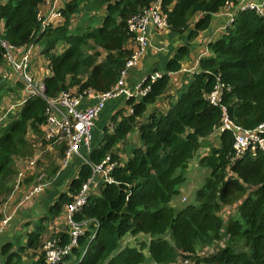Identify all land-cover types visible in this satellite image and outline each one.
<instances>
[{
	"label": "trees",
	"instance_id": "16d2710c",
	"mask_svg": "<svg viewBox=\"0 0 264 264\" xmlns=\"http://www.w3.org/2000/svg\"><path fill=\"white\" fill-rule=\"evenodd\" d=\"M155 1L65 0L60 23L43 29L38 15L47 0H0V20L5 25L0 38L19 48L42 47L51 71L44 79L46 97L71 88L78 93L86 89L104 92L118 83L131 55L129 20ZM228 1L237 3L162 0V6L169 30L179 34L189 31L193 40L209 28L213 14ZM197 14L202 16L194 21ZM208 46L212 55L201 60L200 72L176 97L167 95L166 111L148 108L169 91V73L180 70L181 61L190 53L188 44L165 61L161 77L150 83L144 97L128 99V108L112 115V131L104 125L105 119L97 121L89 157L99 163L111 154L119 162L112 173L115 182L102 184L100 194L92 193L76 213L77 221L88 223L75 245H71L68 227L52 234L49 240L56 241L55 247L68 250L56 264H181L186 259L192 264H264L261 149L233 159L234 134L221 132L219 147H212L199 159L201 170L208 174L195 190L194 202L171 205L190 179L186 172L190 161L221 124L222 107L207 100L219 81L225 84L222 105L230 119L247 130L264 123V16L254 10L236 12L227 34ZM3 65L0 42V67ZM2 91L0 75V96ZM46 107V98L34 95L0 122V200H6L18 181L16 159L32 158L38 144L44 149ZM136 132L141 144L122 163L114 150ZM54 152L58 164L65 147L56 146ZM57 164L51 163L48 176L59 171ZM91 172L88 165L81 166L68 192L61 193L48 207V214L26 233L25 245L18 244L14 252L12 243L5 246L6 264H23L24 254L29 264H47L42 247L49 219L62 214ZM68 174L69 170L63 171L59 177ZM226 205L235 211L225 220L221 212ZM127 233L147 235L148 240L139 241L137 247L124 246Z\"/></svg>",
	"mask_w": 264,
	"mask_h": 264
},
{
	"label": "built area",
	"instance_id": "2783aa9c",
	"mask_svg": "<svg viewBox=\"0 0 264 264\" xmlns=\"http://www.w3.org/2000/svg\"><path fill=\"white\" fill-rule=\"evenodd\" d=\"M224 7H236L238 11L254 10L257 14L264 16V1L262 3L255 0H244L236 4L233 1H228ZM60 10L61 8L53 7L49 14L39 12L38 17L43 29L49 25H58L60 23L62 20ZM168 28L169 23L167 15L163 10L162 0H157L129 20V30L133 33L132 46L130 48L131 55L118 83L112 89L104 92L86 89L83 93H78L76 88H71L61 91L55 97L45 96L44 80H37L31 70V60L34 55L33 47L19 48L9 41L0 38L4 63L12 69L23 84L26 98L22 103L28 97L34 95H40L47 100L46 121L42 126L46 148L55 149L56 146L60 145L66 147L65 158L62 161L63 168L68 165L70 159L73 157H81L83 164L88 165L92 170L89 179L83 183L79 192L74 195L72 202L67 205L64 211V221L71 234L72 246L77 243L78 237L85 232L87 227L88 222L86 220L77 221L75 215L82 210L92 194L91 185L96 181H100L102 184L115 182L112 173L119 165V162L112 158L111 154H107L99 163L90 160L89 154L93 148V130L96 121L110 100L121 97L126 100L130 98L140 99L150 91V83L161 77L162 73L153 72L143 80L137 82L133 87H128L124 82L131 74V71L139 66L141 60L146 55L149 49V32L153 29L163 31ZM147 81L148 83H146ZM224 89L225 84L219 81L215 88L207 95V100L213 105L221 106L223 110L221 124L216 131L220 134L228 130L234 134L235 155L233 159L241 157L248 150L259 148L264 151V123L255 129L248 130L237 125L229 118L226 107L222 105ZM87 98L94 99V102L88 105L85 104L84 100ZM41 146L42 143L39 147ZM38 157L39 154L28 160L22 159V162H25L26 168H34ZM24 174L25 170H21L19 177H24ZM39 186L41 187L35 188L33 196H36L43 190L42 185ZM24 201L28 200L24 199ZM186 201L187 198L184 197L182 203ZM9 220L10 217H7L2 221L0 232L3 227L8 225ZM55 242L54 240H46L42 247L46 252L47 264H56L60 257L68 251L55 247ZM181 264L192 263L186 259Z\"/></svg>",
	"mask_w": 264,
	"mask_h": 264
},
{
	"label": "crops",
	"instance_id": "0c3cea01",
	"mask_svg": "<svg viewBox=\"0 0 264 264\" xmlns=\"http://www.w3.org/2000/svg\"><path fill=\"white\" fill-rule=\"evenodd\" d=\"M236 1L239 2L244 0H236ZM255 1L263 3L264 0H255ZM64 2L65 0H47V2H45V4L42 5L41 12L43 14H49L53 7L61 8L64 5ZM237 11L238 10L236 9V7L227 8L223 6V8L219 12L213 14L212 22L209 28L200 32L199 35L193 40H190L189 36L187 35L189 31L187 33L184 32L179 34V33L171 32L169 28L163 31H156L155 29L151 30L149 32V49L146 55L141 60L139 66L131 71V74L126 78L124 82L128 87H133L137 82L143 80L145 77H147L153 72L163 73L165 61L174 57L178 48H180L185 44H188L190 46V53L185 59L181 61L182 66L180 70L177 72L169 73V75L171 76L169 91L167 92L166 95H162L159 99H157L148 108L150 109V111L154 109H160L162 111H166L169 107L168 105L169 97H167V95L172 94L173 96L175 95L176 97L177 91H180V89L184 85H187L193 79L196 73L200 72L201 60L207 56L212 55L208 45L211 42H214L227 34L228 28L232 26V22L234 20L233 15ZM101 14H105V10H102ZM201 16L202 14H197V16H195L194 18V21L198 20V18H200ZM4 26H5L4 21L0 20V35H2L4 32ZM190 27H191L190 29H193L192 24ZM31 46L33 47V52H34V55L31 60V70L37 80L43 81L45 77H47L51 73L49 69V61L42 53V47L40 45L33 44ZM131 46H132V42L128 44V48H131ZM0 75L3 77V91L0 97L1 98L5 96H12L13 98L17 97L16 99L18 101L14 106V112H15L23 105L22 101L26 98L23 90L24 88L23 84L19 81L18 77L14 74L12 69L6 66L5 63L3 66L0 67ZM126 101L127 100L122 97L117 99H112L108 102L105 109L100 114L98 120L105 119L104 125L108 126L110 131L113 130V126H114L112 123L113 120L111 118L112 115L117 113L119 110H122L123 108L127 109L128 106H126ZM93 102L94 99L91 98H87L84 100V103L87 105L92 104ZM2 103L3 100H0V113H4L3 111H5L2 108ZM1 108L3 109V111L1 110ZM107 110L108 113L106 112ZM11 112H13V110ZM105 113H107V115H105ZM219 137L220 134L217 131H215L210 137L204 139L203 147L198 153L200 154V157L206 155L212 147H219L220 145ZM128 142L132 145H136V147L140 146L141 140L138 132L130 134L128 136L127 141L119 143L116 149L114 150V153L118 154V157L122 163H125L131 155V154L129 155V151H130L128 150L129 146H126ZM39 145L40 144L36 146V150L34 151V155H33V157H35L36 155L39 154L36 164L37 167L40 165V163L42 164V166L46 165L45 163L46 156L48 155L56 156L54 149H47L46 145L44 146V149H42L43 145L41 147H39ZM40 148L41 151L39 152ZM64 158L58 160V164L57 161L53 162L60 166L59 171H57L54 174V176H48L50 183L47 184V187L42 190V194L35 196V198L37 199L36 204L31 201L28 207L26 205L25 207L22 204H20L22 203V199H23L20 198V194H21L23 182L28 183L30 179H34L32 178V175L34 173L36 174V166L34 168H26L22 162V159L20 158L16 159L17 161L16 164L19 172L24 169L25 176L21 180L22 182L19 185L16 184L17 186L16 189H14L15 191H13L6 200L4 201L0 200V225L2 224V221L4 219L10 217L8 225L3 227L2 231L0 232V264H6L7 257H5L4 256L5 254L3 253L5 246L8 243H12L13 248L11 252H14L16 251V249H18V244L25 245L26 233L34 229L37 221L48 214V207L58 199L61 193L68 192L71 181L74 178H78V175L81 170V166L84 165L83 159L81 157H73L72 159H70L68 165L63 168L62 161L64 160ZM197 163L199 165V162ZM50 165L43 169L50 170L51 168ZM68 170H69V174L66 175L65 178L61 179L63 175L61 177L59 176L63 173V171L65 173ZM191 171L194 172V169ZM101 186L102 183L100 181H96L95 183H93L91 185L92 193L100 194ZM188 187L189 185H186V187L184 185L183 186L184 191H188L187 190ZM194 192L190 196L191 197L190 199L192 200H194L195 197ZM11 196L14 199L10 200ZM66 207L67 205H65V209ZM64 211L58 217L53 218L52 221L51 219H49V223L47 224V231L50 229L49 235L53 233H59L63 228L67 227L64 221ZM233 211H235L234 207L226 205L221 212V216L222 213H227L228 216L225 215L222 216L226 220L233 213ZM47 231L46 234L44 235V239H45L44 241L52 239V235L48 236ZM127 235L128 233L125 235L122 241V245L124 246L130 244L129 246L134 245L137 247L140 245L139 241L142 242L143 240L144 242H146V240H148V236L143 234L137 237H134L131 234L130 237H127ZM25 255L28 256L27 254H24V259H26V261H24L23 264H29L30 260Z\"/></svg>",
	"mask_w": 264,
	"mask_h": 264
},
{
	"label": "rangeland",
	"instance_id": "374dc122",
	"mask_svg": "<svg viewBox=\"0 0 264 264\" xmlns=\"http://www.w3.org/2000/svg\"><path fill=\"white\" fill-rule=\"evenodd\" d=\"M17 97H15V98H13L12 96H5V97H2L0 100H3V103H2V108L5 110V111H3V109L1 108V110L4 112L3 114L1 113L0 114V122H2L3 120H4V118H6V116H7V114H8V111H12L13 110V112H14V106H15V104L17 103V99H16ZM12 109V110H11ZM4 115H6V116H4ZM4 116V117H3ZM127 141V140H126ZM38 146V145H37ZM126 146H129L128 148V150H130L129 151V155L131 154V152H132V149L134 148V147H136V145H132V144H130L129 142L126 144ZM41 151V148L39 149V152ZM48 155V154H47ZM26 159L28 160L29 159V157H26ZM199 159H200V154H195V156L193 157V159L190 161V163H189V166H188V169H187V174H189L190 175V179L188 180V182L185 184V187H186V185H189V187H188V191H184V189H183V186H182V188H181V193L177 196V197H175L173 200H172V202H171V204L173 205V206H176L178 203H180V202H182L183 201V198L184 197H186L187 198V200L189 201V202H192V201H194V200H192V199H190L191 197V194L194 192V190H196V188H199L198 187V185H199V183L200 182H203L202 180H203V178L208 174V171L206 170V169H202V170H200L201 168H200V166L198 165V163L197 162H199ZM54 161H56V156L55 155H48V156H46V159H45V163H46V165H43L42 166V164L40 163V165L37 167L36 166V174L34 173L33 175H32V178H34V179H30L29 180V182L28 183H25V182H23V186H22V189H21V194H20V198H23L22 199V202H23V200L24 199H26V200H28V201H24L23 203H20V204H22L23 206H27L28 207V205H30L29 203L32 201L33 203H35L36 204V202H37V199L35 198V196H33V192H34V190H35V188H39V187H41V186H39V185H42V187H43V189H45L46 187H47V185L46 184H49L50 183V181H49V178H48V171H47V169H43V168H45V167H48L52 162H54ZM195 163H196V166H195ZM23 164L24 165H26L25 164V162H23ZM198 165V166H197ZM194 169V172L193 171H191V170H193ZM24 170V169H23ZM201 173L202 172V174H201V176H198V173ZM20 176V175H19ZM25 176V175H24ZM24 177H22V178H20L19 177V179H18V177H17V182H16V184L17 185H19L22 181V179H23ZM17 185H15V188L14 189H16V186ZM15 191V190H14ZM184 192V193H183ZM182 193H183V195H182ZM40 194H42V191L40 192V193H38L37 195H40ZM10 195H8L7 197H6V199L9 197ZM12 199H14L12 196L10 197V200H12ZM17 200H19V199H17ZM2 201H4V200H2ZM6 202V201H5ZM32 203V204H33ZM3 204V203H2ZM31 204V205H32ZM25 206V207H26ZM231 213V212H230ZM228 216V214L227 213H222V216ZM3 219V218H2ZM1 219V220H2ZM47 233H48V236H50V235H52V234H50L49 235V233H50V229L47 231ZM127 237H130V233H128V235H127ZM223 242V241H222ZM208 251H213V249H207ZM26 256V255H25ZM192 262H193V260H192ZM193 264H194V262H193Z\"/></svg>",
	"mask_w": 264,
	"mask_h": 264
}]
</instances>
